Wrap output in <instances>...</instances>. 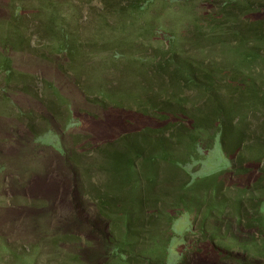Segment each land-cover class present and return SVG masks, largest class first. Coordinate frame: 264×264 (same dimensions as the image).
<instances>
[{"label": "rangeland", "instance_id": "1", "mask_svg": "<svg viewBox=\"0 0 264 264\" xmlns=\"http://www.w3.org/2000/svg\"><path fill=\"white\" fill-rule=\"evenodd\" d=\"M5 58L0 264H264V0H0Z\"/></svg>", "mask_w": 264, "mask_h": 264}, {"label": "trees", "instance_id": "2", "mask_svg": "<svg viewBox=\"0 0 264 264\" xmlns=\"http://www.w3.org/2000/svg\"><path fill=\"white\" fill-rule=\"evenodd\" d=\"M229 3H235L236 0H228ZM228 3H224V6H227ZM133 9H138V10H142L143 7L139 6L138 7H134ZM226 14V13H225ZM227 16L229 15V12L226 14ZM191 68V66H190ZM202 71V70H201ZM1 72H5L7 74H10V64L9 61L5 58L3 60V62L0 64V73ZM202 77L203 74L207 75L205 76V78L202 79H197L193 76H190V73H186L184 75L186 83L188 82L190 85H193L197 90H200L201 93H203L204 95H207L209 97L210 103L211 101H213V97H212V84L209 81V78L212 74L210 72H206V71H202ZM212 97V98H211ZM211 108V107H210ZM211 112L213 113V117L208 116L209 118L204 119V120H197L195 118H191L190 121H192L193 125H199V126H194L195 129H204L207 126V123H213L215 125V127L218 129V132L221 134L222 136V140L227 142L229 139L232 140V137L235 136V133L232 132L231 129V123H230V116L233 113V110L231 108H218L215 107L211 109ZM209 123V124H210ZM243 131V130H242ZM242 131H239V133H236V138L235 141H237V136H239V139L241 137ZM234 133V134H233ZM132 150L136 151L137 154H139V152L142 151V148H131ZM149 149V148H148ZM231 149L232 148H224V151L226 153L227 156H230L231 153ZM151 150V149H150ZM149 151V150H148ZM150 157L147 158L148 161L152 163L155 159V157H152L151 154H149ZM122 157V158H121ZM260 157H258L257 159H259ZM127 156H115V166L117 167H121V170H123V165H128L131 163V158L129 157V159L127 160ZM127 163V164H126ZM252 168H248V169H238L236 166L233 167V169H231L230 171L226 172V173H235L236 179L240 181L241 180H246L249 179V177H251L252 174ZM255 172V171H253ZM258 174L256 175V178L254 180L253 183L247 184L244 186V184L238 185L240 187H243L242 189L247 190V189H254L257 192H264V168L262 170H259L257 172ZM254 174V173H253ZM212 183V182H211ZM255 200H250V203H254ZM264 200H260L257 199V202H255V204H253L251 206V209H253V215L252 217L248 214L244 215V212H242L241 207V203L243 202L242 200H237L236 203L239 204V208L237 209L238 211V218L240 223H246L245 227L249 228V229H258L261 232H264V218L262 217L261 213H260V206L262 204ZM243 204V203H242ZM246 221V222H245ZM258 227V228H257ZM120 248H116L115 250V256L120 255ZM223 257V260L225 262H227L228 264H250L249 262H247V260H240L239 258H233V256L231 255H224V256H219V258Z\"/></svg>", "mask_w": 264, "mask_h": 264}]
</instances>
